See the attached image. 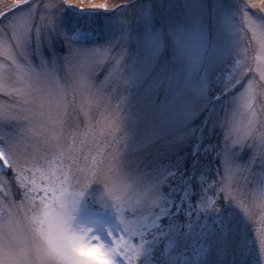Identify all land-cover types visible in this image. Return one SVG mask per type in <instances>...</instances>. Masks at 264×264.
Segmentation results:
<instances>
[{
	"label": "rangeland",
	"instance_id": "rangeland-1",
	"mask_svg": "<svg viewBox=\"0 0 264 264\" xmlns=\"http://www.w3.org/2000/svg\"><path fill=\"white\" fill-rule=\"evenodd\" d=\"M18 2L0 0V10ZM55 2L30 0L38 21L46 6ZM91 4H104L108 9L88 8ZM83 6L59 4L53 10L54 28L29 35L24 44L28 59L37 68L42 63L61 66L72 50L109 53L98 62L90 93L73 96L69 92L66 99L53 103L51 142L77 156L78 166L85 170L106 166L117 153L119 165L113 170L126 175L133 195L150 192V184L169 181L160 186L164 195L158 215L167 218L159 227L173 247L180 239L203 240L213 225L221 230L234 225L239 235L256 240L264 229V198L250 196L247 201L225 203L219 211L202 208L193 215L190 193L181 190L194 167L197 177H211L222 167L224 117L231 107L234 137L254 134L259 138L264 133V94L256 70L260 52L257 46L250 58L240 47V0H83ZM113 56L119 59L121 76ZM9 65L6 48H0V77ZM239 70L244 78L234 85ZM10 107V97L0 90V113ZM69 115L72 126H68ZM6 131L7 127L0 128ZM55 157L56 153L49 154L50 160ZM246 158L247 151L236 156L237 162ZM36 178L42 189L45 182L38 173ZM9 180L11 195L3 196L0 185V200L15 205L17 216H30L32 204L24 199L25 189L13 176L4 179L5 184ZM39 189L33 193L36 203L44 195ZM99 190V184L90 185L80 196L74 215L77 221L93 217L104 222L105 234L119 224L114 208L98 205ZM208 195L215 196V192ZM224 195L221 192L220 198ZM9 224L15 226L14 217ZM135 243L139 244L138 238ZM157 247L153 240L145 247L149 264Z\"/></svg>",
	"mask_w": 264,
	"mask_h": 264
},
{
	"label": "snow or ice",
	"instance_id": "snow-or-ice-1",
	"mask_svg": "<svg viewBox=\"0 0 264 264\" xmlns=\"http://www.w3.org/2000/svg\"><path fill=\"white\" fill-rule=\"evenodd\" d=\"M59 4L85 8L83 0L79 3L77 0H56L54 5L46 6L39 21L30 0H19L6 11L0 10V48H6L10 60L8 72L0 77V83L4 85L0 90L11 99V107L0 113V128H8V131L0 132V178L15 177L25 189L24 199L31 202L32 213L37 217L56 208L75 210L88 187L103 181L119 165L118 154L113 153L106 166L82 169L78 166L77 156L59 150L50 140L51 125L55 122L53 103L66 99L69 92L73 96L90 93L95 87L91 81L98 62L109 54L72 50L59 67L55 63H42L39 68L33 66L24 51L25 41L31 34L54 28L53 10ZM88 8L108 9L104 4H91ZM248 9L253 13L250 14ZM237 20L240 47L243 45L250 58L256 47L259 48L260 55L256 59L261 63L256 70L260 73L259 88L264 94V0H259V4L256 0H240ZM248 33H251L250 39ZM113 59L121 76L119 59L116 56ZM237 66L239 69V62ZM246 66L251 73L250 64ZM243 78L244 74L239 70L234 85L240 84ZM248 86L252 87L251 80ZM261 108L264 109V102ZM231 110L232 107L224 117L222 167L211 177H197L194 167L192 174L184 178L187 184L181 190L190 193L193 215L202 208L219 211L225 203L247 201L250 196L264 198V133L259 138L254 134L242 139L234 137ZM72 124L74 120L69 115L68 126ZM244 151H247V158L237 162L236 156ZM50 153H56V157L50 160ZM37 173L45 182L42 189H39ZM4 179H0V185L3 186L2 195L7 197L11 195V184L10 180L5 184ZM167 183L169 181L161 180L150 184V191L159 194L156 207L132 211L125 206L115 209L119 227L106 229L104 237L97 236L108 264H149L145 258L149 240L158 244L152 264H264V229L258 232L256 240H252L249 235H239L234 225L223 230L213 225L211 230L206 229L203 240L180 239L173 247L159 227L167 223L166 217L158 215L164 195L160 186ZM38 189L44 195L36 203L33 193ZM209 192H215V196H209ZM221 192L225 193L222 198ZM15 207L0 200V218L7 213L11 219ZM122 222L124 226H121ZM136 238L139 244L135 243Z\"/></svg>",
	"mask_w": 264,
	"mask_h": 264
},
{
	"label": "clouds",
	"instance_id": "clouds-1",
	"mask_svg": "<svg viewBox=\"0 0 264 264\" xmlns=\"http://www.w3.org/2000/svg\"><path fill=\"white\" fill-rule=\"evenodd\" d=\"M98 184L100 207L125 206L132 211L158 204V193L141 190L133 195L130 181L120 170L111 171ZM74 213L56 208L39 217L14 214L15 226H10L5 213L0 219V264H108L97 239V225L78 222Z\"/></svg>",
	"mask_w": 264,
	"mask_h": 264
},
{
	"label": "bare ground",
	"instance_id": "bare-ground-1",
	"mask_svg": "<svg viewBox=\"0 0 264 264\" xmlns=\"http://www.w3.org/2000/svg\"><path fill=\"white\" fill-rule=\"evenodd\" d=\"M78 222L82 223H88V222H94L97 227H96V233L100 235L101 237H104L103 232V227H104V222H101L93 217H83L78 220Z\"/></svg>",
	"mask_w": 264,
	"mask_h": 264
}]
</instances>
